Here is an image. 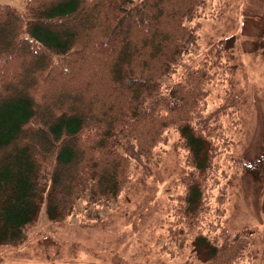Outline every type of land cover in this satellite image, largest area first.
Masks as SVG:
<instances>
[{
	"label": "trees",
	"instance_id": "trees-1",
	"mask_svg": "<svg viewBox=\"0 0 264 264\" xmlns=\"http://www.w3.org/2000/svg\"><path fill=\"white\" fill-rule=\"evenodd\" d=\"M206 2H0V243L19 237L44 200L58 221L81 198L104 203L147 176L170 127L189 168L168 232L179 244L204 241L203 264H248L249 231L229 233L221 215L232 173L264 171V156L229 158L241 97L227 87L211 98L233 58L228 36L199 42Z\"/></svg>",
	"mask_w": 264,
	"mask_h": 264
},
{
	"label": "rangeland",
	"instance_id": "rangeland-1",
	"mask_svg": "<svg viewBox=\"0 0 264 264\" xmlns=\"http://www.w3.org/2000/svg\"><path fill=\"white\" fill-rule=\"evenodd\" d=\"M0 2L22 10L25 0ZM204 9L200 44L206 47L228 36L233 58L230 80L213 87V103L223 99L227 87L241 97L242 124L229 158L257 162L264 156V0H207ZM179 135L167 128L152 148L148 175L136 173L104 203L83 197L73 213L54 221L44 200L19 237L0 243V264H203L208 253L204 241L188 236L179 244L168 232L170 212L184 190L180 178L189 168ZM256 168L238 167L232 173L221 215L229 233L249 231L248 264H264V171Z\"/></svg>",
	"mask_w": 264,
	"mask_h": 264
}]
</instances>
